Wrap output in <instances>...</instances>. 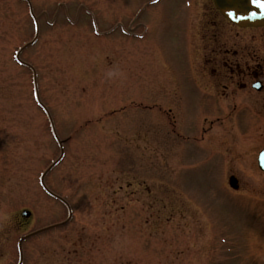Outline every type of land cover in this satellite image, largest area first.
Wrapping results in <instances>:
<instances>
[{"label":"rangeland","instance_id":"1","mask_svg":"<svg viewBox=\"0 0 264 264\" xmlns=\"http://www.w3.org/2000/svg\"><path fill=\"white\" fill-rule=\"evenodd\" d=\"M262 149L264 29L0 0V264H264Z\"/></svg>","mask_w":264,"mask_h":264},{"label":"water","instance_id":"2","mask_svg":"<svg viewBox=\"0 0 264 264\" xmlns=\"http://www.w3.org/2000/svg\"><path fill=\"white\" fill-rule=\"evenodd\" d=\"M215 8L229 23L238 28L264 27V0H212ZM252 89L261 90L260 83L252 85ZM257 167L264 172V149L257 155ZM23 217H29L30 213L22 212Z\"/></svg>","mask_w":264,"mask_h":264},{"label":"flooded vegetation","instance_id":"3","mask_svg":"<svg viewBox=\"0 0 264 264\" xmlns=\"http://www.w3.org/2000/svg\"><path fill=\"white\" fill-rule=\"evenodd\" d=\"M211 2H212V0H210ZM213 3V2H212ZM215 8V7H214ZM215 10H216V8H215ZM218 13H219V11L218 10H216ZM219 15L221 16V14L219 13ZM222 17V16H221ZM223 18V17H222ZM224 19V18H223ZM227 23H229L226 19H224ZM230 24V23H229ZM231 25V24H230ZM141 26H143V25H141ZM233 27H236V26H234V25H232ZM236 28H238V27H236ZM238 29H240V28H238ZM260 29H264V27H260V28H250V29H241V30H260ZM255 83H260V85H261V90L260 91H256V90H254V89H252V90H254L255 92H257V93H260L262 90H263V85H262V83L260 82V81H256ZM255 83H253V84H255ZM252 84V85H253ZM252 85H251V88H252Z\"/></svg>","mask_w":264,"mask_h":264},{"label":"snow or ice","instance_id":"4","mask_svg":"<svg viewBox=\"0 0 264 264\" xmlns=\"http://www.w3.org/2000/svg\"><path fill=\"white\" fill-rule=\"evenodd\" d=\"M258 6H264V5H258Z\"/></svg>","mask_w":264,"mask_h":264}]
</instances>
